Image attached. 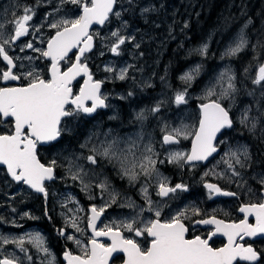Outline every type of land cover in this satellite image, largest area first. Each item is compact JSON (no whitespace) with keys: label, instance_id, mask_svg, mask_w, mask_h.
<instances>
[{"label":"rangeland","instance_id":"374dc122","mask_svg":"<svg viewBox=\"0 0 264 264\" xmlns=\"http://www.w3.org/2000/svg\"><path fill=\"white\" fill-rule=\"evenodd\" d=\"M194 1L196 2V0H176V2L171 5L167 4L165 0L118 1L116 11L120 13V16H113L112 22L106 31L102 34H98V32L96 34L98 39H100L96 58H111L109 63L104 60L101 63L103 71H105L104 69L107 66L114 68V72L110 73L105 71L108 73V82L113 83L116 81L120 84L124 83L126 79L121 81L117 76L120 69L125 67L128 68L129 93H132V95H129V132H127L129 135L124 134L123 136V134L118 132L117 128L116 131H114L113 128H107L109 127L107 125L109 123L105 122L102 118L93 125V128L88 132L86 140L82 142L78 149H66L62 144L59 145L49 155L50 158L47 162V165H50L52 161L56 162L53 167L58 176L57 182L54 183V185L52 184L51 188L46 189L49 190L50 196V204L47 211L48 216L44 212L45 209H43V215L38 214V216L32 215L31 212H24L21 215L20 223L12 222L9 224L8 217H12L13 212H3V217H1L0 214V237H8L9 239L23 237L25 240L24 247L27 249L26 255L20 250L16 243L0 242V259L8 257L15 258L16 261H29V263L35 264H49V261H51V264H57L54 252L49 246L48 238L43 233L42 230L44 229L41 225L47 222L52 223V217L54 216L57 221L59 219L58 222L60 225H57V222H53L54 225L50 224L48 226L50 229L54 226V229L58 230V227L61 226L58 231V233L61 234L63 228H68L71 233L70 235L75 236L86 244V239L90 236L87 228L90 218L88 206H95L97 209L104 207V212L108 213V217L103 227L111 226L113 228L120 227L123 223L133 220H135L136 226L139 227H143L149 220L161 219L164 217L170 220L174 216L179 215L182 210H187L188 206L192 207L190 204L178 207L175 203L177 201V196L164 198L157 195L159 189L157 186V174L155 172L152 173L150 177L141 174L135 181L130 182L127 176L122 175L120 165L116 160L109 161L97 155V164L92 165L87 161L86 157L95 154L91 151L94 147L97 149V152H99L102 151V146H107L113 140H116L117 143L113 145V149L117 154H127L126 150L134 142L136 144V148L134 149L135 156L140 158L145 155V145L150 144L155 153L153 158L157 160V172L160 177L166 178L161 167H158V165L172 164L173 171L176 165L177 170L182 161L179 163L169 162V154L175 151L185 152V149L184 147L176 150L166 149L162 141L163 136L172 129L184 128L188 131L189 135L188 138H181L187 141L192 137V133L199 123V106L207 102L203 99L206 90L215 86V91L219 93L222 91L220 83H223L224 87L227 86L226 77L224 81L219 80L221 73L226 71L230 72V74L234 76L232 82L236 88V91L231 93L230 98L221 100V103L223 104L225 102V106L229 107L231 113L235 115L239 111L242 113L246 108L250 109L249 117L256 118V127H264V120L258 118V115L255 114L257 113V109L250 107L251 96L256 95L258 97V94H264V82L261 83V85L254 84L253 80L257 75L254 70H244L241 74L244 76L243 77L239 75L236 66L237 57L246 51L250 45L249 36L246 32L249 24L240 28L239 31L227 41L224 47L217 50L213 51L211 47L212 37L207 38L206 41L194 48L191 54L189 53L187 55L188 57L194 54L198 56V58L192 60L180 73V77L178 78L179 84L174 85L171 81L172 79L169 72H172V66L169 67L165 64V58L170 54V47L172 45H177L179 42V34H183L186 28H188L191 16L195 12L194 9L196 4L192 3ZM25 8H30L33 11V18L28 22L30 32L28 35L17 40L15 44L12 42L11 46L8 48V53L10 56L16 58L14 60L17 64V69H15V71H18V74L26 73L31 68L37 70L42 78L49 79L50 63L40 54V51H33L27 48L26 44L31 43L34 48L46 51L48 41L57 31L51 28L50 25L62 19H77L82 15V9L79 5L71 4L66 2V0H1L0 36L5 38L10 37L14 28L12 22L24 14ZM144 9H149V11L145 12ZM178 21L181 22L182 25L176 24ZM143 24H148L150 26L149 32L141 31L140 28ZM118 30L123 36L134 37V39L126 41V43L121 46V55L119 56L110 51V46L116 40V37L112 36L111 33ZM140 34L144 35V37H142L143 40ZM241 36L247 41L244 48L235 55H225L229 48L237 45ZM137 43L143 46L142 49L141 47H135ZM128 46L129 52L127 51ZM205 46L207 47L206 53L204 55L199 54L197 50ZM21 47H24L23 51L20 50ZM159 47L163 51L157 52L160 56L156 59L157 53H154ZM126 53H129V63L127 59H124ZM29 56L33 58L31 61L26 58ZM152 62L153 65H151ZM21 65H23V67H21ZM197 66H199V73L194 76L192 81L185 83L181 80L183 75L193 71ZM0 68V72L7 70L4 63H0ZM247 79L250 80L247 81ZM21 80L25 85L29 82L28 79H24L23 77ZM157 81L160 83V87ZM246 81L247 84L250 85L249 92H246L242 87L243 85L246 86ZM1 82L3 83L2 80ZM111 89L112 92H115L113 88H110V90ZM112 92H107L105 95L107 97L106 99H110L111 96H114ZM180 92L187 93L185 97L186 103L177 105L175 103V95ZM119 96L122 97L124 102L127 101L126 94L122 93L119 94ZM215 98L216 97H212V99ZM119 106V104L110 106L118 115L116 116L113 113L109 117V121H114V119L121 114H123L121 119H126L127 111L125 109H119ZM156 106H159V111L152 112L151 109ZM262 110L264 115V108ZM142 111L146 118L138 120L136 118L137 114ZM240 116L236 118L237 123L244 127H251V123L247 126L242 125L239 122ZM75 131L76 130H73V133ZM62 133H65V127L62 129ZM128 158L131 160L132 156L129 155ZM216 164H213L214 167L212 166V170L209 168L204 178L207 177L210 172H213L216 177L223 178L224 172L221 168L226 165L224 159L217 165ZM101 165L108 168L114 167L115 174L112 177L105 172L104 173L107 175H105L106 177L104 174H100L103 171V168L100 167ZM80 168H82L80 175L83 182L81 179H72V174L76 173ZM244 170L246 171V166ZM137 171L139 172V169H137ZM238 172L240 176L235 178L244 179V172ZM116 178H118V182H115ZM167 182L170 184L171 179H168ZM100 183H106L108 185L107 190H102L97 187ZM84 184H88L89 187L85 189ZM197 184L198 183L194 182V185ZM144 186H147V198L141 191ZM133 187H137V190L133 189ZM132 189L135 191H132ZM113 193L115 194L114 201L112 200ZM149 199L151 200V208L153 211L148 210L150 206L148 203ZM77 209H83V211H77ZM156 209L160 210V216L158 218L155 216ZM74 216L79 218L77 219V223L79 227L83 229V232H78L70 226V222ZM181 217H185V214ZM32 222H37V225L33 227ZM120 230H125L129 238L141 240L140 237H136L133 233H129L122 227H120ZM28 234H39L42 236L44 245L48 248L50 255L38 251L37 248L29 242ZM55 239L59 241L57 238ZM51 240L54 243H58L54 240L53 236H51ZM70 241L73 242V240ZM74 245L76 249L81 252V248L75 243ZM27 257H31V259Z\"/></svg>","mask_w":264,"mask_h":264},{"label":"snow or ice","instance_id":"6c2138e0","mask_svg":"<svg viewBox=\"0 0 264 264\" xmlns=\"http://www.w3.org/2000/svg\"><path fill=\"white\" fill-rule=\"evenodd\" d=\"M66 2L79 5L82 9V15L77 19H62L52 23L50 27L57 31L48 41L46 51L34 48L31 43L26 44L27 48L40 51L43 57L51 60L49 79L42 78L37 70L31 68L23 74L13 71L17 69V64L14 62L16 58L8 53V48L12 42L29 34L28 22L33 18L32 9L25 8L24 14L12 22L14 28L10 37L0 36V58L6 62L7 68V70L0 72V80L5 82L19 81L22 77L29 80L26 86L0 88V121L10 119L12 124L9 134H0V165L7 167V172L14 181L23 182L35 192L43 194L45 198L48 196L45 181L56 179L53 167L56 162L52 161L48 166L42 164L37 158V145L55 140L61 134L60 124L64 117L79 113L91 115L98 108L107 107L105 104L107 97L100 92L103 81L93 79L87 63L82 61L81 57H84L86 52L91 51L93 46V35L89 33L90 26L93 23L103 25L112 15L120 16L118 11H113L117 0H66ZM144 11L147 12L149 9H144ZM111 35L116 37V40L110 46V51L117 56L121 55V46L126 41L134 39V37L121 35L119 30L112 32ZM246 43L247 41L241 36L237 45L229 48L225 55H235L244 48ZM135 47L139 48V43ZM73 49L77 50L74 54V62L70 63L66 70H61V61H65L66 58L71 59L68 54ZM20 50L23 51L24 47H21ZM197 51L204 55L207 47ZM26 58L29 61L33 59L30 56ZM104 70L110 73L114 72V68L111 66H107ZM127 72V67L120 69L117 78L121 81L125 80ZM198 73L199 66L183 75L181 80L188 83ZM81 75L85 76L86 80L83 87L80 88L79 94H74L72 82ZM225 77L227 78V86L224 87L223 83H220L221 92L217 93L215 86L208 88L205 92L203 99L207 102L199 106L200 118L198 127L192 133L191 152H170L169 162L179 163L183 161L186 164L194 165V162L206 161L209 156L218 151V144L223 143V141H217V134L222 129H231L234 122L230 116V108L221 103V100L230 98L231 93L236 91L232 82L234 76L226 71L221 73L219 80L224 81ZM262 82H264V65L259 67L258 74L253 80L256 85H261ZM186 94V92L177 93L175 103L177 105L186 103ZM129 95L132 93L130 92ZM212 97L216 98L212 99ZM87 101H91L90 106ZM151 111H159V106L151 109ZM250 111L246 108L241 113L239 122L245 126L251 123L250 130H254L257 126V120L254 117H249ZM136 118L143 120L146 117L142 111L137 114ZM188 135V131L184 128L172 129L163 136V143L177 144L180 137L188 138ZM116 143L117 141L113 140L107 146H102V151L99 152L94 147L91 151L95 154L87 156V161L92 165L97 164V155L109 161L116 160L120 165L122 175L127 176L130 182L135 181L141 174L150 177L155 172L159 189L157 195L160 196L166 197L169 193H175L177 190L187 191L186 185L177 184L170 187L166 178L160 177L156 169L157 160L153 158L155 153L150 144L145 145V155L137 158L134 152L136 148L134 142L126 150L127 154H117L113 149V145ZM129 155L132 156L131 160L128 158ZM223 159L231 177H239L240 173L237 171L236 165L241 168L245 167V161L249 160L250 156L247 147L240 146L235 150L229 148ZM81 171L82 168L72 174V179H81L83 182L80 175ZM259 182L264 185V177H261ZM88 187V184H84L85 189ZM97 187L107 190L108 185L100 183ZM205 187L209 189L210 194L237 195L235 192L222 191L215 184H205ZM141 191L147 198V186L142 187ZM112 200H115L114 193ZM148 203L150 205L148 210L153 211L150 199ZM77 211H83V209H77ZM194 211L197 215L199 214V210ZM239 211L245 214V218L239 223H225L215 217L195 221L196 224L215 226V230L209 233L207 238L199 236L192 239L186 238L188 228L180 219L184 215L183 212L165 222H161L159 219L149 220L143 227L136 226L135 220L123 223L120 227L129 233H133L136 237L146 234L152 238L150 246L143 249L135 239L124 236L120 227L104 226L98 229L96 222L103 214L104 207L97 209L93 206L90 209L91 215L88 220L91 236L87 244L73 235L65 237L73 240L81 248L82 255L66 252L65 259L68 264H109L114 253H124L127 257L126 264H236L237 260L255 264L261 259L260 254L251 245L246 246L240 241L245 236L254 237L257 234H264V202L244 205L239 208ZM155 216L157 218L160 216L159 209L155 210ZM249 216L255 217V224L248 222L247 217ZM77 219L79 218L74 216L70 226L78 232H83L77 223ZM217 233L227 237L226 246L221 248L210 246L209 240ZM61 235H64L62 230ZM28 237L29 242L38 251L50 255L42 236L28 234ZM99 237H107L111 243L108 245L101 243L97 239ZM0 242L16 243L20 250L27 255L23 237L15 239L0 237ZM27 258L31 259V257ZM0 264H16V259L6 257L0 259Z\"/></svg>","mask_w":264,"mask_h":264},{"label":"flooded vegetation","instance_id":"af4514ba","mask_svg":"<svg viewBox=\"0 0 264 264\" xmlns=\"http://www.w3.org/2000/svg\"><path fill=\"white\" fill-rule=\"evenodd\" d=\"M112 19L107 24V26L101 30L97 29L95 30L92 35L95 39V50L84 57L82 61H85L88 65V68L93 76V79L96 81H103L102 83V91L101 93L103 95H106L107 92H112L113 88L115 92H112L114 96H111L110 99H106V110H98L96 114L93 116H88L83 113L75 114L73 116H68V118L64 121V124L62 127H65V133L63 134L62 138V145L66 149H75L79 148L86 140V137L88 136V132L93 128V125L100 121L102 118L105 120V122L109 123L107 124L109 127L107 128H113L114 131H116V128L118 129V132L123 134H128L129 132V74H127V78L124 83L120 84L116 81L108 82L107 77L108 73L103 71L101 63L103 60L107 63H109L111 60L110 57L102 58L99 57L96 58V55L98 53L99 48V42L100 39L97 37L98 34H102L106 31L108 26L111 24ZM141 31H147L149 32L150 26L148 24H143L140 28ZM147 36V35H145ZM140 37H144L143 34H140ZM143 40V39H142ZM141 49L143 46H140ZM127 51L129 52V46L127 47ZM71 59H67L64 63L61 64L62 70H66L70 63L74 62V54L70 57ZM124 59H127V62L129 63V53H126V57ZM50 63V62H49ZM138 66V64H137ZM139 68V66H138ZM137 68V69H138ZM246 70H254L251 67H244ZM244 71V70H243ZM242 72H239L240 76ZM254 72L258 74V69ZM244 77V76H243ZM250 80V79H249ZM85 81V78L82 77L78 82L75 83L73 86V93L79 94L80 88L83 86ZM22 83V82H21ZM263 83V82H262ZM23 86H26L22 83ZM4 86L2 84L1 88ZM250 86V85H249ZM242 88V87H241ZM126 94L127 101L124 102L122 97L119 96V94ZM264 94H258V97L256 95L251 96V102L250 107H254L257 109L258 118H262L264 120V115L262 113V109L264 108ZM89 106L91 105L90 102L87 103ZM119 104V109H125L127 111L126 119H121L123 114H121L119 117H116L114 121H109V117L114 113L116 116L118 113H115L113 109L110 107L111 105L115 106ZM226 103L224 102L223 105ZM118 107V106H117ZM229 108V107H228ZM241 115V112H237V114H232L230 110V116L233 118V127L231 129H225L223 130L219 136H217V141H223V143L218 144V151L216 153L212 154V157L208 162H194V165H189L184 163L183 161L179 165L178 169L176 170V165L174 166V171L172 170V164L171 165H162L159 164L162 169V172L164 173V176L166 179H171V183L168 184L170 187H174L177 184H183L187 186V191H180L177 190L175 193H169L168 196L164 198L174 197L177 196V201L175 202L178 207L184 206L186 204H190L187 210H182V212L185 214V217H181V221L185 224V226L188 228V234L187 239H192L196 236H199L201 238H207L209 233L215 230V228L211 226H204L203 224H196L195 221L201 220V219H209L212 217H215L218 220H223L225 223H239L242 219L245 218V214L241 213L239 211V208L252 203H260L264 202V185H262L259 181L261 177H264V127H256L254 130H250L251 127H244L237 123L236 118H238ZM76 119V121H75ZM6 123H11L10 121ZM3 124L2 121H0V125ZM122 126V127H120ZM12 127V124H11ZM120 129H119V128ZM198 127V126H197ZM196 127V128H197ZM63 129V128H62ZM73 130H76L73 133ZM99 131V130H97ZM195 131V130H194ZM104 132V131H103ZM106 132V131H105ZM110 133V132H109ZM163 139V138H162ZM163 141V140H162ZM193 143V136L185 141L181 137L179 138V143L177 144H170L166 145L164 144V147L166 149L170 150H176L184 147L185 153H190ZM76 145V146H75ZM240 146H246L249 152L250 159L245 161L246 165V171L244 170V167L241 168L239 165H236L237 171L244 172V179H237L235 177H231L230 172L227 170V165L225 167L221 168V170L224 172L223 178L214 176L213 172H210L212 170L213 164H218L221 162V160L224 157V154L228 152L229 148H232L235 150L236 148ZM52 146H49L45 149H47V152L52 149ZM44 148H39V151H43ZM52 153V151H50ZM48 153V154H50ZM50 156H48L46 163L49 161ZM243 159V157H242ZM41 162L44 163L43 159L40 158ZM168 163V162H167ZM216 164V165H217ZM215 165V166H216ZM100 167L103 168V171L100 174L105 173L111 175V177L115 174L114 167H103L101 165ZM214 167V166H213ZM211 169L208 173V176L204 178L206 172ZM4 168L0 167V175L5 178L6 174L4 173ZM6 171V170H5ZM105 172V173H104ZM8 176V174H7ZM107 176V175H106ZM105 176V177H106ZM9 177V176H8ZM144 179V178H143ZM9 182H12L16 187L19 189L20 185H24L23 183H15L11 180L9 177ZM57 180L54 182L56 183ZM115 182H118L117 178ZM195 183H198L197 185H194ZM121 183V182H120ZM215 184L218 187L221 188L222 191L226 192H235L237 193L236 196H224L219 195L216 193L209 192V189L205 187V184ZM124 184V183H122ZM18 185V186H17ZM242 185V186H241ZM52 186V185H51ZM48 187H46L47 189ZM0 214L1 217H3V212H9L12 211V217H8V223L17 222L20 223L21 221V215L24 212H31L32 215L38 216L40 207L37 205L27 207L24 210H20V192L18 190H10L8 192H5L3 188H0ZM133 189L137 190V187H133ZM132 191H135L133 190ZM129 190V189H128ZM8 196V197H7ZM40 197V196H39ZM48 198L47 201L49 200ZM142 202V200H141ZM92 207L88 206V211L90 212V209ZM194 210H199V214L197 215ZM105 216L102 219L101 224L99 225L98 229L103 228V225L107 219V212L103 213ZM10 216V215H9ZM48 216V214H47ZM248 222L250 224H255V217L249 216L247 217ZM161 222L168 221V219L161 218L159 219ZM33 227L37 225V222H32ZM55 223V222H54ZM54 223H44L42 224V228L45 230H42L43 233L46 235L49 241V246L52 248L54 252L55 259L57 261V264H65L63 261V256L66 252H71L73 255H82V252H79L78 249H76L73 242L66 239L65 237L67 235H70V230L67 228H63L62 231L64 232V235H61L60 238L57 241L55 237L52 235L54 232V226L52 229H50L48 226L50 224L54 225ZM88 232L91 236L90 228L88 227ZM57 232V231H56ZM124 236L129 237L127 235V232L125 230H121ZM51 235H49V234ZM58 233V232H57ZM51 236H53L54 240L58 243H54L51 240ZM89 236V237H90ZM244 237L241 243L247 245H251L259 254H260V261L257 264H261L264 260V239H258L255 241H252L250 239ZM141 240H136L140 243L141 247L143 249H146L150 246L151 243V237L144 235V237H140ZM89 239V238H88ZM88 239H86V244ZM101 243H104L106 245L110 244L111 242L109 240L100 239ZM210 246L213 248H221L226 246L227 239L217 233V235L213 236L211 240H209ZM6 257H3L4 259ZM8 258V257H7ZM125 258L123 255H119L111 262V264H122L124 262ZM16 264H35V263H29V261H16ZM237 264H249V263H242L238 262Z\"/></svg>","mask_w":264,"mask_h":264},{"label":"trees","instance_id":"16d2710c","mask_svg":"<svg viewBox=\"0 0 264 264\" xmlns=\"http://www.w3.org/2000/svg\"><path fill=\"white\" fill-rule=\"evenodd\" d=\"M165 1L169 5L176 2V0ZM192 3L196 4V7L194 9L195 12L189 21L188 28H186L183 34H179V42L177 45H172L170 47V54L165 58V64L169 67L172 66V72H169V74L171 75V81L174 85L179 84L178 78L180 77V73L192 60L198 58V56L194 54L187 57L189 53L191 54L194 48L210 37H212L211 47L213 51L224 47L227 41L235 35L240 28L247 24L249 25L248 28L246 27V32L249 36L248 39L250 40V45L246 51L237 57L236 66L239 72H242L245 70L244 67H251L256 71L260 66L264 65V0H196V2L194 1ZM176 24L182 25L179 21L176 22ZM160 51L163 50L159 47L154 54L157 52L159 53ZM158 53L156 59L160 56ZM0 63L2 64L1 58ZM151 65H153V62ZM247 81H249V79H247ZM247 81L245 82L246 86L243 85L242 87L246 92H249L250 86L247 84ZM1 86L2 82L0 80V88ZM11 128V123L2 124L0 127V134H9ZM62 141L63 140L57 145H52L53 148L50 149V151L53 152L59 145H61ZM42 150L43 151H40L39 156L43 159L44 164H47V156L51 153L50 151L47 152V149ZM4 173L6 174L5 170ZM51 187L52 186L48 187V189ZM0 188H3L5 192L14 189L20 192L19 202L21 204V211L27 207L37 205L41 208V210L39 209V214L43 215L44 212L47 214L50 201L44 200L43 197L35 195L24 185H20L18 189L16 185L9 182L7 174L5 178L0 175ZM43 209H45L44 212ZM52 219L53 222H57V225H60L58 222L59 219L57 221L54 216ZM59 227L58 230H55L52 233L57 239L61 236V234L57 233ZM261 264H264V260Z\"/></svg>","mask_w":264,"mask_h":264},{"label":"water","instance_id":"95a60500","mask_svg":"<svg viewBox=\"0 0 264 264\" xmlns=\"http://www.w3.org/2000/svg\"><path fill=\"white\" fill-rule=\"evenodd\" d=\"M118 1H119V0H117L116 5L114 6V9H113L114 12H115V10H116V7H117V4H118ZM112 16H113V15H112ZM112 16H110L109 20H108V21H105V23H104L103 25H99V24H95V23H93V24L90 26V28H89V33L92 34L93 31L96 30L97 28H99V29H104L105 26L109 23V21H110V19H111ZM54 35H55V34H54ZM54 35H53V36H54ZM53 36H52V37H53ZM16 42H17V41H15L14 44H15ZM46 50H47V46H46ZM94 50H95V39L93 38V46H92V49H91V51L86 52V53H85V56L91 54ZM76 52H77V50H76V49H73L72 52H70V53L68 54L69 58H70L73 54H75ZM85 56H84V57H85ZM84 57H81V60H83ZM45 59H46L47 61H50V63H51V60H50L49 58H46V57H45ZM67 59H68V58H66V60H67ZM66 60H65V61H66ZM65 61H61V64L64 63ZM3 63H4V65L6 66V62H3ZM61 70H62V68H61ZM13 71H15V69H14ZM49 75H50V69H49ZM82 77H84L85 80H86V77H85V76H83V75L78 76V77L72 82V85H71L72 88H73V86L75 85V83L78 82ZM3 83H4L5 85L12 84V85H14L13 87H22V86H20V84H21V80H19V81H7V82L3 81ZM83 85H84V84H83ZM82 87H83V86H82ZM101 91H102V85H101L100 92H101ZM88 102L91 103V101H87V103H88ZM105 104H106V102H105ZM69 107H71V106H69ZM98 110H106V107H104V108H98L97 111H98ZM97 111H96V112H97ZM96 112L93 113V114H91V115H88V114H86V115H88V116H93L94 114H96ZM67 118H68V117H64V118L61 120L60 127L62 126L63 121H64L65 119H67ZM8 120H10V119H5V120H2V121H3V122H7ZM223 130H225V129H222L221 132H222ZM221 132H220V133H221ZM220 133H218L217 136H219ZM60 140H61V134H60L55 140H52V141H48V142H45V143H40V144H38V145H37V149H36L37 158L39 159V157H38V148H39V147H49V146L52 145V144H56V143L59 142ZM166 145H170V144H166ZM211 157H212V155L209 156L208 159H207L206 161H197V162H208V160H210ZM0 167L4 168V169L6 170V172H7V167H6L5 165H0ZM7 174H8L9 177L11 178V176H10V174H9L8 172H7ZM54 175L56 176V172H55V170H54ZM11 180L14 181L12 178H11ZM55 181H56V179L51 180V181H45V185H46V184H51V183H53V182H55ZM14 182H16V181H14ZM16 183H23V182H16ZM25 185H26V184H25ZM26 186H27V187L30 189V191H32L34 194L43 197L44 200H47L48 196H47V198H45L43 194L35 192V191H34L33 189H31L28 185H26ZM90 214H91V213H90ZM104 216H105V215L102 214V215L99 217V219L97 220V222H96V223H97V228H98L99 225L101 224L102 219L104 218ZM204 226H206V225H204ZM208 226H211V227L215 228L214 225H208ZM90 231H91V229H90ZM122 234H123V233H122ZM187 234H188V233H187ZM187 234H186V238H187ZM224 237H225V236H224ZM101 238H102V239H105V240H109L107 237H99V238H97V239L100 240ZM225 238L227 239V237H225ZM246 238H247V239H250V240H252V241H255V240H258V239H264V234H257V235L254 236V237H248V236H247ZM151 239H152V238H151ZM109 241H110V240H109ZM110 242H111V241H110ZM209 244H210V242H209ZM119 255H123V256H124L125 260H124V262H123L122 264H126L127 257H126V255H125L124 253H114V254H113V259L109 261V264H111V262L114 260V258H116V257L119 256ZM63 261L65 262V264H68V261L65 259V254H64V256H63ZM259 261H260V260L256 261L255 264H257ZM238 262L249 263V262H246V261L237 260V261H236V264H237Z\"/></svg>","mask_w":264,"mask_h":264},{"label":"bare ground","instance_id":"6f19581e","mask_svg":"<svg viewBox=\"0 0 264 264\" xmlns=\"http://www.w3.org/2000/svg\"><path fill=\"white\" fill-rule=\"evenodd\" d=\"M117 5H118V4H117ZM116 9H117V7H116ZM115 12H116V10H115ZM113 16H114V15H113ZM113 16H112V17H113ZM112 17H111V18H112Z\"/></svg>","mask_w":264,"mask_h":264}]
</instances>
